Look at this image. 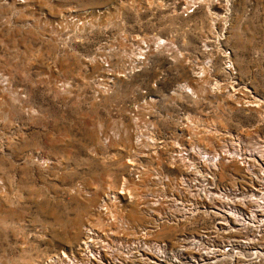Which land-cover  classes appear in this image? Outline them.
I'll return each instance as SVG.
<instances>
[{
  "label": "rangeland",
  "instance_id": "obj_1",
  "mask_svg": "<svg viewBox=\"0 0 264 264\" xmlns=\"http://www.w3.org/2000/svg\"><path fill=\"white\" fill-rule=\"evenodd\" d=\"M199 1L0 0V264L213 226L181 180L228 146L215 182L241 187L235 148L264 145V0Z\"/></svg>",
  "mask_w": 264,
  "mask_h": 264
},
{
  "label": "built area",
  "instance_id": "obj_2",
  "mask_svg": "<svg viewBox=\"0 0 264 264\" xmlns=\"http://www.w3.org/2000/svg\"><path fill=\"white\" fill-rule=\"evenodd\" d=\"M199 2V0H184V13L186 15L192 13L199 5ZM226 68L229 71L233 70L231 62L228 61L226 63ZM226 149H228L226 156H231V152H233L234 148L226 146ZM235 149L238 151L235 162L244 169L242 189L240 186L233 185L238 189L234 190L233 188L225 187L223 189H217L214 194H216V196H223L230 201L234 199L239 201L243 193L247 195L252 193L253 196L248 195V200L243 202L242 205L243 208H245L244 212L237 213L233 210L229 212L224 211L223 215L218 213V216L214 218L213 223L210 225H213L209 228V230L212 231L208 234L204 228L198 231L204 234V239L209 240L213 244H208L210 246L208 254L197 249L195 252H192L193 255L189 258L188 264H264V216L260 217V215H249L247 213L254 199L264 204V145L255 146L251 150H246L241 147ZM214 152L217 151L198 152L196 161L199 165L192 163L189 166V171H192L194 176L182 178L181 184L183 180L187 181L188 184H182L181 188L184 186L183 188L187 201H192L190 203H185L186 206L192 207L194 204H198V202H200L198 205H202V202L205 200L197 183L203 180L205 183L215 181L216 164H214V161L218 160V157L213 156ZM181 204L182 203H178V205H180L179 208L182 207ZM231 207L232 205L228 204L226 208L230 209ZM230 213L236 214V221L233 220L235 218L234 216H227V214ZM260 213H264V211H260ZM217 223L219 227H215ZM84 232L85 235L89 233L95 234V232L93 233L87 228L84 229ZM185 237H187V234L180 236V242L178 241L176 245V248L185 245L182 250L183 260L188 255V250L192 251L191 248L189 249L187 247V244H189L190 247L192 244L189 241H185ZM88 240L90 241L91 238L89 237ZM94 244L96 247L91 249L92 253L89 252V248L85 247L82 249L80 247L79 254L76 255V257L73 255H70V257L67 256L64 260L59 259L57 264H103V261H105L104 259L108 258L107 255H113L115 251L100 246L103 244V241L99 238H97ZM162 247L166 248V244H163ZM162 253L163 255L160 262L164 261V259H170V256L165 251ZM185 253L186 255H184Z\"/></svg>",
  "mask_w": 264,
  "mask_h": 264
},
{
  "label": "bare ground",
  "instance_id": "obj_3",
  "mask_svg": "<svg viewBox=\"0 0 264 264\" xmlns=\"http://www.w3.org/2000/svg\"><path fill=\"white\" fill-rule=\"evenodd\" d=\"M203 151V150H202ZM200 151V152H202ZM205 152V151H204ZM235 152H238V151H235ZM226 151L225 152H222V154H218L216 153L215 155L213 154V156H216L218 157V160L220 159V156H224L226 158V160L228 159H233L234 156H229L227 155L226 156ZM186 154V153H185ZM232 154V153H231ZM184 157V156H183ZM235 158V157H234ZM237 159V158H236ZM214 163L216 164L217 163V160L214 161ZM199 165V164H197ZM197 185L199 186V189L200 191L202 192V195L204 196L205 200L208 201L211 205H210V211L218 216V213L220 214H224V211L226 212H229V211H236L237 213H240V212H244L243 209H241L240 205L243 204V202L245 201L244 198L246 196H253L252 193H249L248 195L243 193L242 194V198L238 201L236 199H234L233 201H230L229 199L223 197V196H216V194H214V192L217 191V189H223L224 187H217L218 185L216 184L215 181L213 182H204L203 181H200V183H197ZM212 187V188H210ZM229 188H233L234 190L238 189L236 187H229ZM249 188V187H248ZM221 193V192H220ZM253 204L251 205V210H250V213H248L249 215L253 214V215H260L261 216H264V213H260V211H264V204H261L259 202V200H256L254 199ZM228 204H231L232 207L229 209V208H226ZM193 210V209H192ZM186 212V211H185ZM192 215V214H190ZM227 216H234L235 218L233 219L234 221L237 220V216L236 214L234 213H230V214H227ZM258 217V216H257ZM215 227H219V224L216 225ZM167 229V228H166ZM165 229V230H166ZM89 230L91 232H95L93 231V229L91 227H89ZM164 230V231H165ZM210 231L212 230H209V229H206V233L208 234ZM94 236H97L96 235V232L95 234H87L86 235V238H91V240H83L84 243H83V247H87L89 248V252H91V241L92 239H94L93 237ZM98 238V237H97ZM200 240V242H199ZM185 241H189L191 242V247L189 244H187V247L191 250H188L187 252V256L184 258L183 260V257H182V250L184 249L183 247L185 245H183L182 247H179V248H176L175 250H171V249H168V245L166 243H153L151 245L149 244H145L143 241H142V245L140 246H135L131 249H127L125 251L123 250H120V251H117V254H116V251H114L113 255H107V256H112V262H108L104 263L103 264H121V261L123 260L124 257L126 258H129L131 260H140V262H142L143 264H148V263H152V264H159L160 260L162 258V255H163V251H165L169 256H170V261H171V264H186V263H189V258L192 257L193 253L192 252H195V250H202L203 252H205L206 254L209 253L210 251V246L208 244H213L212 242H210L209 240L207 239H204V234L203 233H200V234H194V235H187V237H185ZM163 244H166V248H163ZM138 245V244H137ZM107 248H110L111 250H115V248H112V247H109V246H106ZM186 248V249H188ZM133 249V250H132ZM164 249V250H163ZM185 249V250H186ZM153 250H155L156 252V255L153 253ZM108 252V251H107ZM148 252H151L154 254V256L156 257V261L153 260V261H150V258L151 256L148 255ZM186 255V253L184 254ZM183 255V256H184ZM106 256V254H105ZM158 256V257H157ZM168 256V257H169ZM105 260V259H104ZM165 261V260H164ZM162 263V262H161ZM139 264V263H138Z\"/></svg>",
  "mask_w": 264,
  "mask_h": 264
}]
</instances>
